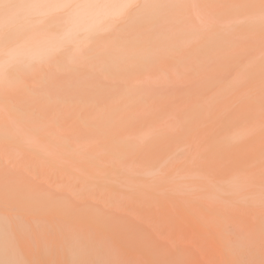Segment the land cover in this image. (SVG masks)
<instances>
[{"label":"rangeland","instance_id":"1","mask_svg":"<svg viewBox=\"0 0 264 264\" xmlns=\"http://www.w3.org/2000/svg\"><path fill=\"white\" fill-rule=\"evenodd\" d=\"M68 10L24 9L0 27V58L62 32ZM116 19L84 46L46 41V58L0 70V212L15 254L221 264L204 241L217 237L232 264H264V0H137Z\"/></svg>","mask_w":264,"mask_h":264},{"label":"bare ground","instance_id":"2","mask_svg":"<svg viewBox=\"0 0 264 264\" xmlns=\"http://www.w3.org/2000/svg\"><path fill=\"white\" fill-rule=\"evenodd\" d=\"M135 1H137V0H0V5H4L5 3H10V2L14 3L12 9L10 11H7L6 14L4 15V17L2 19H0V27H2V28L4 27L5 24H8V23L11 24V25L8 24L9 26H15L17 19L19 22L20 14L24 9L25 10H28V9L31 10L30 12H31L32 16H36V15H38V16L42 15L43 16V15H50V14L52 15L54 13L56 14L57 10H61V9L65 10V8L69 9L68 15H67L68 16L67 20L69 21V23L67 24V26H65V28L63 29L62 32L55 33V32H50L47 30L48 33H46V36L43 39L42 38L39 39V37H37V36L36 37L32 36L33 38H31L30 41H28V42L27 41L20 42L18 40L19 42L15 46L8 47V48L4 49V51H5L4 58H2V59L0 58V70L3 69L4 66L7 64H9V65L14 64V65L19 66L20 64H23V63H27V62L34 63L37 60L39 61V60H42L43 58H46L49 54H52V51H54L53 49L51 50L49 48V44L45 43L46 41H48L49 43H53V45H60L64 41H69V42L73 41V42L77 43V45L79 44L81 46H84L86 43H89V41L91 39V38H88L89 40L87 39V35L90 34V32H93V31L95 33L96 32H103L105 30L110 29L112 24L108 25V24L104 23L105 19L109 18V19L114 20L117 17H119L120 15H125ZM38 21L41 22V18ZM116 21H117V19H116ZM32 24H34V23H32ZM43 25L44 26L47 25V26H45L46 28L50 27L49 26L50 24L48 25V22H47V24H43ZM40 26H42V25H40ZM36 28H38V27H36ZM36 34H39V33H36ZM39 35H41V33ZM32 48L34 49V52H33V50H31ZM0 74H1V71H0ZM7 76H8L7 73H5L3 79H6ZM53 146H55V145H53ZM68 146H66V147L68 148ZM55 148H57V147H55ZM101 148L102 147H100L99 149H101ZM106 166L107 165H105V167ZM114 166H118V164L116 165V163H115L112 166V168ZM124 166H126V165L124 164ZM124 166H123V168H124ZM119 167H117V168L118 169L122 168V166L120 168ZM106 168L108 169V166ZM129 168L131 169V167H129ZM109 170H111V169H108V171ZM123 171H124V169H123ZM130 171H129V173H130ZM98 176H101V175H98ZM101 177H103V176H101ZM29 199H31V198H29ZM3 209H6V207H4ZM7 214L8 213H6V212L5 213L0 212V245L3 244L4 246H8L9 249L12 250V252L10 254L11 257H10V255L0 254V264H23L24 263L23 260L21 259V257H18L15 254V251L13 249V246L17 245L16 242L13 243L12 246L9 243L8 235H12L14 233V231H13L14 226L6 221L7 217H8ZM13 216H14V214H13ZM8 219H11V217ZM8 228L11 229L12 233H9V231L7 230ZM196 229L198 230L199 234L202 233V231H203V228L200 227L199 225H197ZM237 234L239 235V233H237ZM229 236H230V234H229ZM232 236H233V234H232ZM233 238L235 239L236 236H233ZM205 240H207L206 242L208 245L213 247L214 253L221 259L220 260L221 264H232L230 258L227 256V254L225 252V246L226 245L223 246L224 240H220L217 237L207 238V239H204V241ZM239 240L240 239H238V241ZM200 241H202V240H200ZM202 243H204V242H202ZM208 245H206V246H208ZM119 247H121V246H119ZM114 248H116V247H114ZM106 249H107V247H106ZM78 250L79 251L73 252V254H72L73 262H74V264H76V263L84 264V259H85V255H86L85 251L82 249H78ZM207 250L209 251L208 248H207ZM141 251H143V249ZM101 253H103V252L101 251ZM127 253H128V251H127ZM152 253L155 254L154 252H152ZM120 254H122V253H120ZM148 254H149V252H148ZM7 257H10V259H8ZM151 257H152V255L149 256L150 261L153 259ZM107 258H108V256H107ZM144 258H145V256H144ZM212 258H214V257H212ZM104 259H106V258H103L101 256V258H100L101 262H99V263L100 264H106L107 262L105 263ZM141 260H142V258H141ZM156 260L157 259H155V261ZM145 262H147V261L145 260ZM147 264H149V263L147 262Z\"/></svg>","mask_w":264,"mask_h":264}]
</instances>
